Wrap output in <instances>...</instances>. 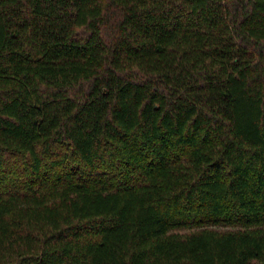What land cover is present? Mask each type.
<instances>
[{
    "label": "trees",
    "instance_id": "trees-1",
    "mask_svg": "<svg viewBox=\"0 0 264 264\" xmlns=\"http://www.w3.org/2000/svg\"><path fill=\"white\" fill-rule=\"evenodd\" d=\"M0 264H264V0H0Z\"/></svg>",
    "mask_w": 264,
    "mask_h": 264
}]
</instances>
